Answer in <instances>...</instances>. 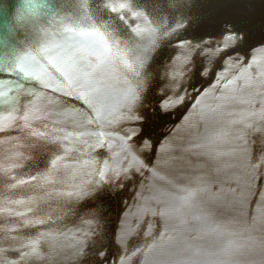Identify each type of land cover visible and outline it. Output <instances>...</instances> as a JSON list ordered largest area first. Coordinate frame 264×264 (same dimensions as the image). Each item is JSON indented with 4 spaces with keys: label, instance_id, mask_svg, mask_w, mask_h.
I'll use <instances>...</instances> for the list:
<instances>
[{
    "label": "water",
    "instance_id": "1",
    "mask_svg": "<svg viewBox=\"0 0 264 264\" xmlns=\"http://www.w3.org/2000/svg\"><path fill=\"white\" fill-rule=\"evenodd\" d=\"M0 264H264V0H0Z\"/></svg>",
    "mask_w": 264,
    "mask_h": 264
},
{
    "label": "snow or ice",
    "instance_id": "2",
    "mask_svg": "<svg viewBox=\"0 0 264 264\" xmlns=\"http://www.w3.org/2000/svg\"><path fill=\"white\" fill-rule=\"evenodd\" d=\"M149 4L152 3V0H147ZM171 2L175 3V0H171ZM187 3H191V0H185ZM194 23L198 24L199 21L194 20ZM232 41L236 42L238 39H243V36H237L235 33H231L227 35ZM159 126V123L156 119H149L145 123V132L148 135H152L156 132L157 128Z\"/></svg>",
    "mask_w": 264,
    "mask_h": 264
}]
</instances>
